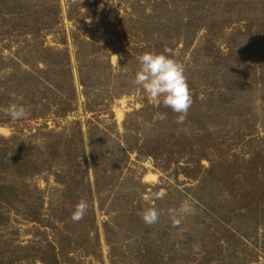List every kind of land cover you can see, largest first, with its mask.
Masks as SVG:
<instances>
[{"label":"rangeland","instance_id":"obj_1","mask_svg":"<svg viewBox=\"0 0 264 264\" xmlns=\"http://www.w3.org/2000/svg\"><path fill=\"white\" fill-rule=\"evenodd\" d=\"M165 47L210 147L132 83ZM263 57L264 0H0V264H264ZM213 67L235 118L204 102Z\"/></svg>","mask_w":264,"mask_h":264},{"label":"clouds","instance_id":"obj_2","mask_svg":"<svg viewBox=\"0 0 264 264\" xmlns=\"http://www.w3.org/2000/svg\"><path fill=\"white\" fill-rule=\"evenodd\" d=\"M139 69L132 83L141 89L149 98L160 100L163 105L178 113L177 122L182 123L192 101L184 75L183 66L174 58L171 49L165 47L162 52L148 51L137 57ZM7 115L16 121L26 116L24 106L10 103ZM87 209V203L80 201L72 213V220H80ZM145 223H154L157 212L146 208L142 213Z\"/></svg>","mask_w":264,"mask_h":264},{"label":"trees","instance_id":"obj_3","mask_svg":"<svg viewBox=\"0 0 264 264\" xmlns=\"http://www.w3.org/2000/svg\"><path fill=\"white\" fill-rule=\"evenodd\" d=\"M227 1H229V0H227ZM235 4H236V1H233V4L231 3L232 7H234ZM242 4H245L244 7H245L246 11H248L247 7L249 5V2L246 1L245 3H242ZM155 5H157V2H155ZM228 6L231 7L230 4H228ZM241 9L243 10L244 8H241ZM232 50L234 51V49H232ZM219 53H220V55H219ZM234 53L230 50L223 58L226 60H229V62H233V60L236 58ZM209 55H208L209 58L211 56L213 58L220 57L221 56L220 48H215V46H214V49L211 51V53ZM217 63H219V62H217ZM224 67H225L224 65H220L221 69ZM215 70L216 69L213 67L212 69H209L202 74L203 77H202V80H200V82L202 81V83L204 84V87H205V89H204L205 92L203 93V96H206V98L204 99L205 100L204 102L208 101V109L209 110L212 111L213 109H215L216 112L219 110V113H221V114L223 113L226 117L235 118L234 113L230 112V109L232 107L227 103L229 102V100L233 99L232 98L233 91L235 89L241 87L242 82L229 81L230 79L227 80V73L222 72V74H220L219 71L217 72ZM226 70L227 69H225V71ZM219 77H222V80H220ZM216 84H217V86H216ZM227 88H228V90H226ZM192 105L193 104H191L190 107L188 108L187 113L185 115V118H187V120L189 122H192L195 126H198L201 130H204V136L202 138L195 137V139L193 138L194 139L193 141L196 143L197 147H203L205 149L207 147H210L209 140L211 138L210 137L208 142H207L205 137H209V134L212 135L210 126H212V128H213V124L211 122L215 123L216 120L213 119V117H210L212 115V113L209 111L206 112L205 114L203 112L199 113L200 107L202 108L204 106L202 104L200 105V107H198L199 110L198 109L195 110L196 114L191 115L192 112L190 110H192V107H193ZM195 105L197 107V104H195ZM227 106H230L229 109L226 108ZM189 118L191 119V121ZM220 136L221 135L214 137V140L216 141V140H218V138L221 139ZM212 143L214 145L220 144V142H217V143L212 142ZM3 177H6V176L3 175ZM6 195H9L10 197H12L11 190L8 189L7 184L0 182V198H2V197L4 198V196H6Z\"/></svg>","mask_w":264,"mask_h":264}]
</instances>
